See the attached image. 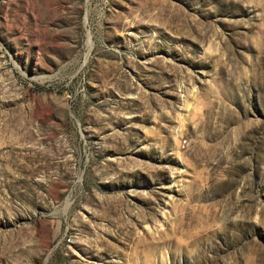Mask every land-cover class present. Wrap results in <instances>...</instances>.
<instances>
[{"label": "rangeland", "instance_id": "obj_1", "mask_svg": "<svg viewBox=\"0 0 264 264\" xmlns=\"http://www.w3.org/2000/svg\"><path fill=\"white\" fill-rule=\"evenodd\" d=\"M0 264H264V0H0Z\"/></svg>", "mask_w": 264, "mask_h": 264}]
</instances>
